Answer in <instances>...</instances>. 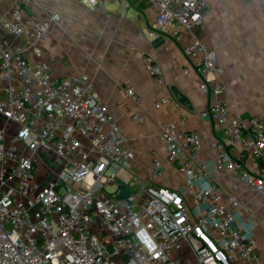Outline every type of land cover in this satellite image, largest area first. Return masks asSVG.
<instances>
[{
  "label": "built area",
  "instance_id": "obj_1",
  "mask_svg": "<svg viewBox=\"0 0 264 264\" xmlns=\"http://www.w3.org/2000/svg\"><path fill=\"white\" fill-rule=\"evenodd\" d=\"M76 1L99 9L115 0ZM150 1L157 15L151 36L180 44L202 78L221 76L216 50L193 34L211 10L208 1ZM47 16L27 15L20 1L0 12V264H186L188 256L195 264H263L256 220L238 198H225L200 161L207 137L198 131L181 135L169 123L158 135L168 161L185 175L181 188L152 184L131 171L121 176L135 153L100 103L94 80L87 74L54 79L47 63L31 62L7 38H25L40 58L39 44L61 19L57 11ZM144 65L162 80L151 56ZM200 89L216 99L200 114L221 133L214 143L215 166L238 172L264 198V169L255 172L244 161L264 167V119L246 122L233 113L222 101V81L204 80ZM126 94L140 101L131 86ZM47 159L54 167L43 180L39 167ZM150 175L155 180L164 175L155 153ZM111 187L114 192L107 190ZM125 188L132 195L118 198Z\"/></svg>",
  "mask_w": 264,
  "mask_h": 264
},
{
  "label": "crops",
  "instance_id": "obj_2",
  "mask_svg": "<svg viewBox=\"0 0 264 264\" xmlns=\"http://www.w3.org/2000/svg\"><path fill=\"white\" fill-rule=\"evenodd\" d=\"M15 1L21 2L27 15L40 20H46L49 11L61 15L51 26L48 38L39 44L40 58L32 54L25 38H7L22 48L31 62L47 63L54 79L87 74L94 80L100 103L135 153L133 160L125 162L123 178L131 171L152 184L182 187L185 175L168 161L165 147L158 140L161 127L175 123L181 135L198 131L207 137L202 141L199 159L225 198H238L249 215L254 212L264 219V198L253 194L238 172L215 166L214 143L221 133L216 124L200 116L216 100L200 89L205 80L211 85L222 81L226 89L223 103L246 122L253 116L264 119V0H207L211 10L193 34L216 50L221 76L211 73L205 78L180 44L166 35L151 36L157 15L150 0H115L99 9L76 0H0V12L7 13ZM146 56L160 65L162 80L156 81L146 71ZM127 86L135 90L139 102L127 96ZM173 88L185 96L190 108L178 102ZM169 97L173 101H162ZM138 113L142 121L134 119ZM154 153L164 166L163 177L156 180L150 175ZM244 161L255 172L264 169L249 158ZM248 217L242 214L245 221ZM253 232L264 264V235L257 226Z\"/></svg>",
  "mask_w": 264,
  "mask_h": 264
},
{
  "label": "rangeland",
  "instance_id": "obj_3",
  "mask_svg": "<svg viewBox=\"0 0 264 264\" xmlns=\"http://www.w3.org/2000/svg\"><path fill=\"white\" fill-rule=\"evenodd\" d=\"M54 167L53 162L50 159L44 160L43 163H41L39 167V173L43 180H47L49 178V171ZM58 171L57 169L53 170ZM52 173V172H51ZM53 173L50 175L52 177ZM50 177V179H51ZM109 192H114V188H108ZM251 217L256 220V225L258 231L260 230L262 234L264 235V219L261 216H257V214H254V212H250ZM252 221V220H251ZM258 222V223H257ZM186 264H195L193 258L189 257L186 260Z\"/></svg>",
  "mask_w": 264,
  "mask_h": 264
},
{
  "label": "water",
  "instance_id": "obj_4",
  "mask_svg": "<svg viewBox=\"0 0 264 264\" xmlns=\"http://www.w3.org/2000/svg\"><path fill=\"white\" fill-rule=\"evenodd\" d=\"M173 92H174V95H175V97L177 98V100H178V102H179L180 104H182V105L185 106V107H189V108H190V106H189V104H188V101H187V99L185 98V96H183V95H182L177 89H175V88H173ZM130 195H132V192H131L129 189L125 188L124 191H123L121 194L118 195V198L123 199V198H127V197H129Z\"/></svg>",
  "mask_w": 264,
  "mask_h": 264
}]
</instances>
